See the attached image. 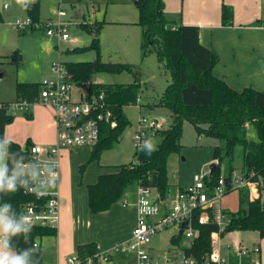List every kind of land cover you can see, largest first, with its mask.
<instances>
[{"label":"rangeland","instance_id":"1","mask_svg":"<svg viewBox=\"0 0 264 264\" xmlns=\"http://www.w3.org/2000/svg\"><path fill=\"white\" fill-rule=\"evenodd\" d=\"M194 1L166 0L164 14L169 25L175 27L182 23L183 15L193 11ZM35 3H38L40 23L35 29L22 31L15 27V22L29 17L27 11L17 4L16 0H0V102L15 103L17 84H40L45 78L52 77L53 63L58 61L77 63L100 59L105 63L132 65L133 73L98 72L92 76L91 81L106 85H127L135 80L141 83L140 102L124 109L130 125L126 127L123 138L118 143L112 148L102 150L98 159L93 161L91 147L69 149L64 159L66 194L72 191L75 195L73 217L77 223L81 221L82 226L77 234L93 236L95 243H113L132 226L129 208L133 202L125 204L123 201L130 200L133 194L137 196L138 185L134 183L129 186L122 200L108 214L91 213L87 187L95 183L105 169L110 170L107 173H111L114 172L113 166L135 160L136 146L133 139L141 116L157 120L163 130L171 125V110L158 104L171 83V75L156 54H143V31L137 25L139 12L132 0H35ZM5 6L8 8L5 9ZM60 12L63 13L61 17ZM59 21L65 24L70 37L66 42L58 35L47 34L51 28L48 23ZM85 26L94 29L98 27L97 48H90L96 35L95 32H89ZM29 107V111L10 107L9 113L14 115L15 119L6 128L5 139L22 147L29 139L33 144L47 147L55 138L53 110L38 101L30 103ZM182 128L180 149L171 152L166 162L170 194H174L179 186L187 185L194 175L205 174L212 164L219 166L218 174L224 179L231 176V169H234L236 174L242 173L241 147L235 149L231 161L226 155V143L223 139L207 135L198 136L193 124L187 120L183 121ZM256 132L255 127L249 128L248 138L256 140ZM149 139L154 142L155 148L162 142L158 133L150 134L146 140ZM216 147L220 148L218 157L214 155ZM152 193L154 197L159 195L156 188L152 189ZM239 193V190H229L223 198V204L226 206L224 209L232 213L238 211ZM59 230L61 232L63 228ZM67 232L69 231L64 230L63 233ZM173 234V231L168 230L152 238L151 246L155 255L170 248ZM68 246L67 243L57 242V236H45L42 239L44 262L63 263L75 257L77 252H68ZM99 247L101 251L111 249L101 245ZM255 248H260L261 255L254 253ZM218 251L226 259V264H252L256 260L264 264V238L256 230H234L225 233L220 239ZM128 257L115 255L110 264H125ZM99 264L108 263L103 259Z\"/></svg>","mask_w":264,"mask_h":264},{"label":"trees","instance_id":"2","mask_svg":"<svg viewBox=\"0 0 264 264\" xmlns=\"http://www.w3.org/2000/svg\"><path fill=\"white\" fill-rule=\"evenodd\" d=\"M138 22L142 28L144 41L141 50L144 55L156 54L159 61L170 72L171 83L159 101V105L167 106L171 112L172 123L162 132V142L151 155L142 149H136L134 161L113 166L114 172L102 174L96 183L88 186V201L91 213L98 214L108 211L114 204L122 200L125 190L136 183L138 186L156 188L161 198L170 195L167 183V157L171 152L179 151L180 139L183 135L182 124L191 122L198 136L207 135L223 139L226 143V155L232 161L235 149L242 148L243 170L241 175L250 178L251 190H240L239 209L229 212V231L256 230L264 238V92L253 88L237 91L230 87L224 79L215 76L213 70L219 61L215 50L204 46L200 41L197 26L178 24L169 25L164 14V0H138ZM35 24H39L38 3L32 4L27 10ZM233 9L226 4L222 6V23L229 26L233 22ZM1 20V16H0ZM89 32H95L90 48L98 47V27L85 26ZM86 49V48H85ZM84 49H75L80 51ZM72 79L81 83L91 81L98 72L133 73V66L120 63H105L100 59L91 62L64 63ZM137 79V78H136ZM93 92H105L112 106L117 125H101L99 142L92 147L91 161L98 159L102 150L112 148L122 138L126 127L130 125L124 109L129 105H137L141 83L138 80L131 84L106 85L92 82ZM40 84L22 83L16 85L18 101L33 103L40 95ZM0 104H6L0 102ZM15 116L5 108H0V140H5L6 128L14 121ZM256 128L257 139L248 138V130ZM34 144L30 139L25 146L11 143L7 148L12 157H23L32 161L31 148ZM220 148L216 147L214 155L219 156ZM11 163V160L9 161ZM217 166V165H216ZM219 166L208 185L216 182L220 175ZM234 169H231L232 174ZM25 187L14 193H0V204L11 202L18 213L22 207L33 200L25 194ZM246 203V207H245ZM215 227H204L199 238L190 251L201 260L212 251L211 233ZM56 229L33 227L31 236L25 242L19 240L20 247L37 249L35 259L43 262L40 245L45 236H56ZM98 252V244L91 243L81 246L78 255L86 257Z\"/></svg>","mask_w":264,"mask_h":264},{"label":"built area","instance_id":"3","mask_svg":"<svg viewBox=\"0 0 264 264\" xmlns=\"http://www.w3.org/2000/svg\"><path fill=\"white\" fill-rule=\"evenodd\" d=\"M62 15L60 12L59 17ZM48 25L51 27L47 31L49 36L58 35L64 42L69 40L63 22H49ZM15 27L27 31L35 29L37 24L27 17L17 20ZM52 72V77L40 83L37 101L53 110L56 141L47 147L34 144L31 148V162L40 167L39 175L35 177L39 187L25 186V194L32 196L33 200L22 207L21 213L31 216L33 227L57 229L61 216L60 162L63 150L94 147L100 140L101 125L109 124L115 128L117 122L105 92H93V83L90 81L80 84L75 82L60 61L53 63ZM29 104L27 101H18L0 104V108L9 111L13 107L29 111ZM161 130L163 126L157 120L141 116L133 139L136 149H142L149 135ZM49 169L56 173L55 177L48 174ZM212 178L210 169L203 175L196 174L189 185L179 187L174 194L165 198L160 195L154 197L153 188L138 186L137 221L129 240L107 251L98 249L93 256L83 258L76 254L67 259V264H99L103 259L110 264L118 254L129 256L125 264H226V259L218 251L220 239L229 232L230 224L229 211L224 209L223 198L230 189L251 190L252 184L249 177L235 172L226 179L220 177L208 185ZM211 226L216 228L210 235L212 251L199 260L190 251L202 229ZM168 230L174 232L170 248L155 255L151 246L152 238ZM254 252L260 253V249L255 248ZM252 264L261 262L256 260Z\"/></svg>","mask_w":264,"mask_h":264},{"label":"crops","instance_id":"4","mask_svg":"<svg viewBox=\"0 0 264 264\" xmlns=\"http://www.w3.org/2000/svg\"><path fill=\"white\" fill-rule=\"evenodd\" d=\"M164 3L166 4V0H164ZM224 4L231 7L234 12L233 22L229 26H224L222 23V6ZM193 7L192 12H189L187 15H183L182 23L180 24L197 26L200 31L201 43L204 46L215 50L219 56V61L213 70L215 76L224 79L230 87L237 91L253 88L264 92V0H195L193 2ZM55 141L56 128L55 138H53V142L50 145L54 144ZM68 151L69 149L63 150L60 162L61 216L60 223L56 229V236L57 242L67 243L69 245L67 248L68 252H72L74 250L78 252V249L81 246L95 243L93 242L95 239L90 235L85 237L77 234L78 230H80L82 226L80 224L81 221L80 223H77L73 217L75 195L72 191L66 194L67 189L63 174L65 167L64 159ZM107 171L110 170L105 169V171H103L100 175L106 174ZM191 182L192 178L189 180L187 185ZM83 202H85V199H83ZM123 202H125V204H127V202H133L129 208L132 226L128 229V232H124L122 235L118 236L113 243L106 244L103 241H97L96 244L101 245V247H109L112 249L116 245L129 240L131 236L132 230L137 221L136 195L133 194L130 200L125 199ZM115 205H117V203L114 204L108 211L98 214L110 213ZM60 228H63V231L60 232ZM64 230H68V234L63 233ZM40 245L42 247V240ZM99 245L98 249H100ZM255 254L261 255V250L260 253ZM44 263L67 264V262L64 261L63 263H52L48 261H45Z\"/></svg>","mask_w":264,"mask_h":264},{"label":"clouds","instance_id":"5","mask_svg":"<svg viewBox=\"0 0 264 264\" xmlns=\"http://www.w3.org/2000/svg\"><path fill=\"white\" fill-rule=\"evenodd\" d=\"M16 3L27 10L35 0H16ZM11 143L7 139L0 140V193H14L25 186L39 187L35 177L39 175L40 167L23 157H12L7 151ZM142 150L151 155L155 151L154 142L146 140ZM48 174L56 175L51 169ZM32 228L30 215L18 213L11 202L0 204V264H40V260L35 259L39 247L34 243L32 247H20L17 239L27 242Z\"/></svg>","mask_w":264,"mask_h":264},{"label":"water","instance_id":"6","mask_svg":"<svg viewBox=\"0 0 264 264\" xmlns=\"http://www.w3.org/2000/svg\"><path fill=\"white\" fill-rule=\"evenodd\" d=\"M134 2V4L137 6L138 5V0H132ZM2 77V75H0V78ZM217 166L215 164H212L210 166V170H211V177L214 176L215 172H216ZM230 232V231H229ZM182 233V232H181Z\"/></svg>","mask_w":264,"mask_h":264}]
</instances>
